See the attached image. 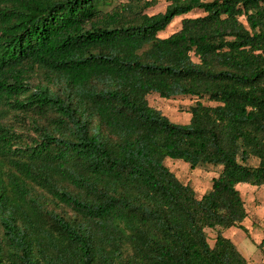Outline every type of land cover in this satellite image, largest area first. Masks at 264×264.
<instances>
[{
  "label": "trees",
  "instance_id": "trees-1",
  "mask_svg": "<svg viewBox=\"0 0 264 264\" xmlns=\"http://www.w3.org/2000/svg\"><path fill=\"white\" fill-rule=\"evenodd\" d=\"M158 3L0 0V264H250L224 233L264 186V0ZM168 160L222 169L198 198Z\"/></svg>",
  "mask_w": 264,
  "mask_h": 264
},
{
  "label": "rangeland",
  "instance_id": "rangeland-1",
  "mask_svg": "<svg viewBox=\"0 0 264 264\" xmlns=\"http://www.w3.org/2000/svg\"><path fill=\"white\" fill-rule=\"evenodd\" d=\"M168 0H159L154 8L147 12L150 15L165 11ZM200 13H193L190 16H198ZM182 17L176 18L173 23L160 33V37L165 38L180 29ZM151 106L160 110L168 116L171 121L178 124H187L191 115L188 113L189 106L193 105L196 99L191 97H177L174 99H163L158 94L148 97ZM210 105H214L210 103ZM166 165L184 182L190 184L196 191L197 197L201 198L212 186L214 178L221 173V167L212 165L200 166L192 170L188 164L183 161L168 160ZM245 201L248 217L243 225L245 230L231 228L224 234L230 238L238 247L239 251L246 257L250 264H264V186L253 187L249 185H240ZM210 243L213 245L216 233L208 230Z\"/></svg>",
  "mask_w": 264,
  "mask_h": 264
}]
</instances>
